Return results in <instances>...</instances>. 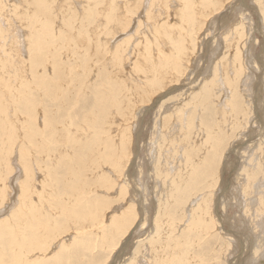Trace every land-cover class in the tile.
Wrapping results in <instances>:
<instances>
[{"label": "rangeland", "instance_id": "rangeland-1", "mask_svg": "<svg viewBox=\"0 0 264 264\" xmlns=\"http://www.w3.org/2000/svg\"><path fill=\"white\" fill-rule=\"evenodd\" d=\"M52 1L53 3L51 4L50 2ZM149 1L150 0H141V5L143 4L142 5L143 8L139 6L137 9V11L139 12H136L135 14L133 13V11L136 9V6L132 7L133 14L126 21L128 22L127 24H129L126 29V32L119 35V33L116 32L118 30H116L115 33L112 31L111 35L113 37L111 35L105 36L102 33H99L97 41L94 39V36H93V40L91 41V43H88L87 36H90V33L94 27L93 25H95L94 24L95 21H93L92 18H84L85 16L84 13L86 9L85 2L83 0L82 1H79V0H49L48 3H50L49 5L51 8V10H49L50 15H51L49 18L51 19L49 20L47 18V21L51 22L50 24L51 26L50 27L44 26L43 29L41 28V33H39L38 35L39 40L37 39V41L39 43H44V45L47 46V50L53 47L58 49L59 50L58 58L60 59V64L61 66L65 65L64 66L65 72L66 74H68L67 75L68 82L63 83L64 85L61 83V85H63L64 87L60 89L62 90V93L65 94L64 96L65 105L61 107L62 105H60L59 103L57 104L58 99L52 102L47 97L42 96V93L40 91L41 88L40 86H38L39 79L38 78L36 79L37 76L35 73V68L31 66L33 57L30 59L31 53H30V50L28 49L29 39H31V37L28 39L30 29L27 28V22L25 21L21 22L18 15L19 14L22 15L23 13L24 17L29 18L28 20H30L32 18V12H33L32 7H28V8L24 6L22 7L19 4L18 6L15 7L17 9V11L15 12L16 9L15 8L12 9L13 8L12 5H15V3L18 4L17 0L16 1L15 0H1V2H4L5 4L2 3L4 6L2 9V16L0 17V32L1 33L3 32V34L0 36L1 37L0 44H5L6 49L10 47V50H11L10 53H12L13 56L14 54H16V56L17 54L18 55L20 54L21 58H20L19 63L22 60H24L23 61L24 66L23 64L21 65L22 67L21 70L23 72L25 80L23 78H19V76L17 77L18 80H15L16 83H14L15 84L14 87H16L18 92L14 93L11 100H15L16 98L14 99V97H18L21 94L22 97L29 98L28 102L30 103L28 105H30L32 109L34 108L39 109V110L37 109L38 115L36 116L37 117L36 130L39 132V134H37L39 140L44 141L43 139H45V135L43 133H47V132L49 133V131L52 132L49 138V142L48 143L46 142L45 145L43 143V147L45 146V148L42 147L44 151L42 153L36 151L37 150L36 146L35 145L33 146L32 144H29V143H26V146L24 145V147H29V150L27 151L28 154L26 151L19 152V144L21 143L22 139L20 140L18 139V141L16 140L14 142L13 148H12L13 151L11 152V155H10V158L12 157L13 158L12 159L9 158V163H11L10 165H12V168L14 171L11 174H9L7 177V185H8L7 190H9L7 196L6 195L4 196L2 192L3 191L2 179L6 173V170L4 166L3 168L1 167L2 165H0V197H1L0 198V244L2 243V247L0 246L1 252L3 251V241L5 238L4 237L5 235L4 232L6 231V229L4 231L5 225H8V229L12 230L11 236L14 235L12 240L15 241V243H17L19 241V237H17V230H16V224H15L17 221L16 219L20 218L21 220L23 218L25 220V216H22V214H20V209H19L20 183L22 179L21 175L23 174V170L20 167L19 163H39V162L41 163L42 162V163H45L43 164L45 165L43 167H47V171H48V168L52 165V163H55V164L66 163V162L76 163V162H79V160H81L82 158H84L81 160V163H84L88 172L86 173V180H85L86 182L81 185L84 189L83 190L84 192L80 198L79 205L84 206L83 212L86 209V211L84 212L85 216L91 217L93 223L89 221L87 223L84 221L85 219H82V221H84L85 224L83 225L84 227L81 230H77L75 226L71 223V221H70V224L69 223L66 224L67 227L65 226L63 228V232H61V235L64 234L63 235L64 237L60 236L59 234H58L59 236H56V235L54 236V239L50 242L51 244L46 246L47 248H49V250L46 248L48 252L45 256L43 255V257L38 261L40 262L39 264H49V262L53 261L56 257L59 258L60 262L59 263L55 262L54 264H66V263L68 264H93V263L94 264H128L130 263L131 260H133L132 258L134 257L136 249L142 250V253L145 254V255L143 254L144 256H142L144 257L142 258L144 261L143 264H152L150 260L154 259V257H159L160 255H162L161 250H160L161 249L160 244H162L163 241L165 242L167 241V236L169 232L171 231V229L168 230V233L167 231H165V233H163L164 231H162L160 233V236L156 237L155 220H156V216H158L157 212H158L159 201L162 200L163 198H166L165 197L166 191L163 190V187L164 185L166 186L170 184L171 178L174 176V173H176L177 167L180 165V162H181L180 159H182V153H183L184 146H185V145H182L181 143L183 134H182V131H180V129L178 128L180 127V125L177 122L176 117L179 116L180 113L177 110L182 108V105H184L186 102L190 100L192 94L197 92L201 88L202 84H204L207 78L211 77L212 70L215 66L214 64L218 63L221 60V58L219 59V57H222L223 54H229L230 56H232V54L234 53V50H233L235 48L234 46L238 44V48H241L245 54L244 63L246 64L245 65L246 72H244V74L242 75L243 80H241L239 84L237 85V93L241 96L244 102L247 101L249 106L250 105L252 106V111L250 113L252 116L249 115V117H251L248 119L249 123L247 122V124L244 127L236 129V130L232 128V124H233L232 118L229 120L227 117L226 123L218 122L220 124V128L223 129L224 132H227L228 135H231V138L228 141L229 146L226 147V150L224 151L222 161L219 166V170H220L219 180H218L217 185L213 188L214 190L212 189L214 195H212V202L208 204V207H209V210L211 211V214L216 224V227L218 229V232L222 233V235L225 237L226 240H228V243L230 245L224 264H264V213H263L264 212V204H263L264 203V172L263 173L258 172V171L256 172L255 170L257 169L258 161L259 163H261V160H262L263 161L262 163L264 164V151L262 150L259 151V144L264 143L263 142L264 140V80H263L264 47H262L264 46V23L262 20V14L261 12H259L260 8L258 5H256L257 3L254 0H243L242 1L243 3L236 2L234 0L233 4L231 0H228V1L224 0L222 2L223 4L222 6L224 8L221 7L223 11L221 8L220 10H217L216 12L212 11L207 16L208 18L205 17L202 19L201 17V19L198 20V22L196 23L195 30L193 31L192 36H190V40L192 39L193 41V45H194L193 52L195 54L191 51V46H190L191 42L189 40V37L186 36V45H187L188 50L191 51V52L188 50L186 51L187 55L188 54L190 55V56L188 55V58L190 57L189 61L193 60L194 55L196 57L197 56L202 57V60L197 62V65L195 68L193 67V69H191L192 68L191 67V68H187L188 70L185 69L184 75L176 79V80H179V79L181 80L176 81L174 79L176 82L174 83V81L172 80L170 81L169 84H168L169 80L161 81V83L164 85L165 88L163 87V85L161 86V84H160L161 88L160 86L157 88H150L146 84V81L144 79L145 76L140 71V68L145 71H146L145 67L150 68V64H144V58L148 59L150 57V59L152 60L154 59V61L157 59V50H155V47L150 43L155 36L152 29L154 30V28H157L159 30L160 29L162 30L161 26H167L170 29L169 32L176 31L174 35H178L179 32H181V29L178 28V19L174 16L176 6L179 3L178 0H169L168 2L169 5L167 7L164 6V2H160V4L156 3L155 8L153 10V15L150 17V18H154V21L157 22V25H156L157 27H153V28L150 25L149 20L147 19V11L149 9V3H150ZM56 2H58L59 4ZM126 2L127 0H118V7L121 8L119 11L120 12L119 14L121 15H125L124 7L126 8ZM55 6L57 8H54ZM100 8L101 6L99 7V9ZM225 10H228V11H225ZM10 11H13V13ZM213 15H219V17L223 16L222 23H220L221 26L219 25V22L215 20L216 22L213 21L211 26L207 27L208 26L207 22L208 20L211 19ZM58 17H59V20H58ZM175 22H177V24ZM240 23H242L244 27H246L244 28L245 38L243 37L242 40H238V35L232 32L233 28L239 25ZM167 24L168 25L175 24V25L174 26L171 25V27H169ZM66 25H68V27H66ZM200 25L203 26V29ZM12 26H14L15 28ZM54 27L55 28L57 27V28L55 29ZM206 27L207 29H204ZM136 29L137 31H135ZM147 32H148V35H146ZM183 35H187V33L183 32ZM231 37H234V39ZM125 39H128L129 42H127V47L124 48L123 54L121 55L123 60H119V64L117 63V65L114 66L112 62H108V59L112 56L109 54L113 52L117 44L122 43ZM229 39L231 40L229 41ZM104 43L106 44L105 46H104ZM14 47L16 48L14 49ZM66 47L68 49H66ZM96 47L98 48L99 52L101 49V53L103 57V60L99 64L101 65L100 69L98 67V64L96 66L94 65L95 63L94 58L92 61L85 60L86 59L85 57L87 58L94 57L95 53H93V51H94V48ZM168 47L163 46V49L168 50L169 49ZM106 51L109 54H107ZM145 51H148V53H150L148 56L146 55V57L144 55ZM153 52L155 53V55ZM71 53H74V56L76 58L75 61L78 64L80 62L79 55L81 54L84 56L81 58L82 62L84 63V68L82 70L81 68L80 69L78 68L79 71L74 69L75 68L74 61L69 60V58H67L69 56L71 57ZM189 61L188 59H186V61L184 60V62L185 63L187 62V63L186 64L183 63V64L186 67H189L191 64V63H188ZM104 66L105 67L107 66L109 68H105ZM119 66L121 68H119ZM41 68L42 67H40L39 71L40 72L43 71L45 79H49L50 82L54 84L56 81L55 80L56 78L52 74L50 67L45 66L42 71H41ZM3 69H4V66H3ZM11 70L13 69H8V71L7 69H5L4 72L5 73L7 72L10 73L14 71L21 72L18 69L13 70V71ZM108 70L110 72H108ZM128 70L130 71V73ZM4 72L2 71L3 77L4 76L8 77L9 74H5ZM82 72H83V76H82ZM221 72L223 73V71ZM221 72H220L221 76H219V83L222 85L224 84L223 83L224 77H223V74H221ZM128 73L131 76V78L130 77L127 78V76H129ZM125 74H127V76ZM229 74L232 76L233 72L230 71ZM27 78H29L30 81ZM97 78H101L102 80L101 79L96 80ZM85 79L87 80L85 81ZM80 80H82V83L78 84ZM69 82H72L71 87H69L70 86ZM100 82L103 85L102 87L100 85ZM108 82L112 83L113 85L115 84V85L114 86L111 84L109 85ZM118 85H119V88H118ZM91 86L92 88H90ZM110 86L114 88H112L111 90L109 89ZM88 87H89V90H88ZM99 87L102 89V91L100 90ZM106 87L108 88V90L104 89ZM220 87L219 89H217L218 95L219 96L221 95L219 99H224L225 97L223 98L224 95L222 94L223 90H222V87L221 88ZM223 87L226 89V86L223 85ZM97 88L101 91V92L99 91L100 94H98V92H95ZM70 89L71 90L73 89L74 91L72 90L73 91L72 92ZM129 89L130 91L133 90L134 92L133 91L130 92ZM142 89L144 90V93ZM155 89H156V92L153 93ZM90 90H91V93H89ZM104 90H106V93ZM113 91H114V94H113ZM108 93H110L109 94L110 96L108 95ZM160 94L162 95L160 96ZM71 96H72V99H71ZM143 96L145 99H147L148 97L151 98L152 99L151 102L148 104L146 100L142 101L141 97ZM257 96H258V99H256ZM112 97H114L113 100H112ZM118 97L121 100H119ZM7 98L9 97L7 96ZM99 98L105 99L103 102H105L104 103L105 107L108 110L107 115L104 114L105 116L104 119L100 117V115L102 116L103 114L101 110L103 104L99 103V101L97 100ZM11 100L10 98L7 100L8 105H7V101H5L7 108H8V112H7L8 118H10L13 121L12 124L16 125V127L18 128V130L16 129L14 131H17L16 133H18L22 137V134L26 133V129H25V126H23L24 124L19 122L20 119L18 120V118L21 117V115L13 114L12 110H13V106L16 105V102L11 104ZM88 101L90 104H87ZM94 101L95 102L97 101V102L95 103ZM128 101H130V104ZM113 102L114 104H111ZM107 104H110L111 106ZM116 104H118V106L121 105L119 106L120 110L118 109V106ZM94 105L95 107H93ZM112 106L114 107L111 108ZM17 107H18V104L16 105V108ZM20 107L22 108V105H20ZM98 107H100V109ZM258 107L260 108L259 111L253 109V108L258 109ZM100 111L101 113H99ZM191 111H192L191 108L189 110L186 109L185 115ZM220 116L221 114L216 115L217 121H220L221 119ZM33 117L34 116L30 117L32 125L34 122ZM56 117H58L59 120L57 118V120L55 121L54 119ZM84 117H87V118H84ZM88 117H90V119ZM99 118H101V120L103 119L102 120L103 122ZM167 118L169 119V122L168 124H164V121ZM39 120L41 123L39 122ZM42 120L44 122H42ZM90 120L94 121L95 123L93 122L94 123L93 124L92 121ZM108 120H110V122H108ZM198 121H199V118H194V123L196 124L195 126L197 127L196 129L193 130V133H191L190 135V137L192 136L191 139L193 138L192 140L193 142L197 144V146L200 145L203 138L205 137V132L202 130V128L199 127L200 123ZM51 122L52 124H50L49 126V123ZM96 122L98 123L97 126H96ZM42 123H44L43 128H42ZM83 123H86V124L84 125ZM80 126H82V128H80ZM86 126L87 128H85ZM98 126L99 128H96ZM234 128H235V125H234ZM120 129L121 130L123 129L122 131L123 133L120 132L121 131ZM168 129L170 130L169 134H168V131H169ZM101 133L103 134L101 135ZM125 133L126 135L129 134V136L127 135L129 138L126 139L127 136L125 135ZM90 135H91V138H90ZM96 138H98L99 140ZM119 139H121L122 141L126 139L125 140L126 142L130 140L129 141L130 143L128 142L127 144L128 146L127 148L129 152L128 155H122L121 150H118L122 144L121 140ZM0 140L1 141L4 140V136L1 132H0ZM1 141H0V146L3 145ZM159 143H161L162 148H159ZM102 146H104V148H101ZM5 147L6 145L4 146V148ZM86 147H88L91 150L88 151ZM2 148L0 147V152H2L0 154H2L3 156L4 153H3ZM63 148L64 149L66 148V149L64 150ZM35 151L38 153H36ZM74 153H75V157H74ZM93 154H94V157H93ZM227 155H228V158H225V156ZM25 156H26V159H25ZM107 156L108 157L111 156L110 159L112 161L114 160L119 161V163L118 164L116 163V164L117 166H120L119 167V170L121 169L120 173H118V171L116 170L114 171V169L110 166V163L112 162L111 160H109L108 162ZM91 157L95 158L96 161L93 162V158ZM38 159L40 160L39 162H38ZM157 160H160V163H161L160 166L162 165V169L164 171H167V173L163 171L162 176L160 177L158 176L159 178L156 177L154 174V171H155L154 168H155ZM85 163H87L88 165ZM248 166H250L254 170V173L251 172V175H252L250 176L251 178L249 177V179H252V181L249 183L246 181L247 180L246 175L247 173L248 175H250V171L249 170L244 171L245 170L244 168H248ZM95 174H98V175H95ZM42 178H43V175L41 172L34 173V180H36L34 182H36L35 184H37L36 185L37 188L41 186ZM259 181L260 183L261 182L262 183L259 184ZM99 185H101V187ZM124 187H126V194L122 196L123 195L122 189ZM245 187L248 189V196L244 192L246 190ZM242 188H245V189L243 190ZM38 191H41V190L38 189ZM103 191H106V192H103ZM90 192H92L91 193L92 195L90 194ZM98 192H100L101 194L100 193L98 194ZM119 193H121L122 195L120 196ZM5 194H7V192ZM108 195H110L109 198H107ZM261 195L263 197H261ZM37 196H38L37 193L35 194L32 193V195L30 194V197H31L30 200L32 203L31 206L33 208V213L36 215V218L38 217V214L44 215L43 209H41L40 204L37 203ZM199 196L197 198L195 197V199L197 200ZM196 202L197 201L193 199V202L187 204L188 207L187 208L185 207L186 216L189 213L190 206L192 204L193 205L196 204ZM134 203L137 204V208L140 210L139 212L140 216H137L136 222L131 227H129V229L126 231V233L123 236L121 233L118 236H116L115 240L117 241V244L115 247L111 248L110 247L111 238H110L109 232L113 229V226L115 227L116 224H118L117 222L120 220V217L123 216L122 214L126 212V209H129V207L133 205ZM43 205L47 206L46 204H43ZM43 205L42 207H44ZM104 207L106 208V210L104 209ZM260 207L262 208V211L259 213L258 211ZM94 208H96L95 209L96 212L98 211L99 213L97 212V214H95L96 212L95 210H93ZM93 214H94V217H93ZM57 217H55V215L54 216L50 215V217L48 218L49 222H52L55 219L58 220L59 217L58 218ZM187 218L179 223V226H180L179 232L182 231L183 229L182 223L184 224L187 221ZM164 219H165L164 217L159 218V223L164 225L166 223V219L165 220ZM12 224L15 228L12 226ZM92 224L94 226H92ZM71 228H74V229H71ZM69 230L71 231V233ZM173 235L178 236L179 234L176 232V234L173 233ZM104 236H106L108 239ZM152 238H153L152 240L153 247L148 252L144 248L143 243L146 247L148 245L147 247V250H148L149 244H150L149 241ZM59 245H62V246L60 247ZM66 245H68V247L70 248H68ZM103 246L105 247V249ZM64 248H67V249H64ZM214 248L216 250L217 245L216 247L214 246ZM101 250L104 251L105 253L102 252ZM1 252H0V259L2 260L3 253ZM213 262L211 263L213 264ZM189 263L193 264L194 261L191 260ZM211 263H204V264H211Z\"/></svg>", "mask_w": 264, "mask_h": 264}, {"label": "bare ground", "instance_id": "bare-ground-1", "mask_svg": "<svg viewBox=\"0 0 264 264\" xmlns=\"http://www.w3.org/2000/svg\"><path fill=\"white\" fill-rule=\"evenodd\" d=\"M79 1H82V0H79ZM83 1L85 2V5H86L84 18H92V20L95 21V23H94L95 25H93L94 27L92 26L93 29H92V31L90 33V36H87V39H88L87 42L88 43H91V41L93 40V36H94V39L97 41L99 33H102L105 36H110L112 31L115 33V31L118 30L116 32L119 33V35L123 34L124 32H126V29H127L128 25H129V24H127L128 22H126V21L131 17V15L133 13L135 14L136 12H139V11H137L139 6H141V8H143V6H142L143 4L141 5V0H127L126 8L124 7L125 15H121V14H119L120 13L119 11H120L121 8L118 7V0H83ZM223 1L224 0H178L179 3L176 6L174 16L178 19V28L181 29V32H179L178 35H174V33H176V31L169 32L170 29L167 26H161L162 30L161 29L159 30L157 28H154V30L152 29V31L154 32L155 36H154L153 40L150 43L155 47V50H157V59L154 61V59L152 60V59H150V57L149 58L147 57L148 59L144 58V64H150V68L149 67H145L144 65L143 66L146 68V71L140 68V71L145 76L144 79L146 81V84L150 88H157V87L160 86V84L162 86L163 84L161 83V81L169 80L168 81V84H169L170 81H172V80L174 81V83L176 81L181 80V79H179V80H176V79H178V78H180V76L184 75L185 69L191 68V67H192L191 69H193V67L195 68L196 65H197V62L202 60V57H200V56L196 57L194 55L193 60L189 61L190 57L188 58L189 54L187 55V52H186L188 50L187 45H186V36H188L189 40H190V36H192V33L195 30L196 23L198 22V20L201 19V17L203 19V18L207 17L210 14V12H212V11L216 12L217 10H220L221 7L224 8L222 6L223 5L222 4ZM235 1L243 3L242 2L243 0H235ZM254 1L257 3L256 5H258L259 8H260L259 12H261V14H262V20H263V23H264V0H254ZM12 2H14V1H12ZM17 2H18V4L15 3V5H12L13 6L12 9H14L19 4L22 7L23 6L27 7V8L28 7H32V9H33V10L31 9L33 12H32V18L30 20H28L29 18L24 17L23 13H22V15L19 14L18 17L21 20V22H24V21L27 22V28L30 29V32H29V35H28V39L30 37H31V39H29L28 49L30 50V53H31L30 54L31 55L30 59L33 57L32 64L31 63L30 64H31V66L33 68H35V73H36V76H37L36 79L37 78L39 79L38 80V86H40V88H41L40 91L42 93V96L43 97H47L52 102H54V100L56 101L58 99L57 104L59 103L60 105H62L61 107H63L65 105L64 104L65 103V101H64L65 94L62 93L61 89H62V87H64L63 83H67L68 82V78H67L68 74H66V72H65V67H64L65 65L61 66V64H60V59L58 58V53H59L58 49L53 47V48H49L47 50V46H45L44 43H39L37 41V39L39 40V36L38 35H39V33H41V28L43 29L44 26H47V27L51 26L50 25L51 22L47 21V18L49 20L51 19V18H49L51 16L50 12H49V10H51L49 4L50 3L52 4L53 1L48 3L49 0H17ZM149 2L150 3H149V9L147 11V19L149 20L150 25L153 28V27H157L156 26L157 22L154 21V18H150V17L153 15V10L155 8L156 3L160 4V2H164V6L167 7L169 5L168 4L169 0H150ZM231 2L233 4L234 0L233 1L231 0ZM236 2H235V4H236ZM2 3H4V2H1V0H0V17L2 16V9H3V6H4ZM56 3H58V2H56ZM52 6H54V5H52ZM100 6H101V8L99 9ZM133 6H136V9L132 13V7ZM54 8H57V7L55 6ZM16 11H17V9L15 10V12ZM222 11H223V9H222ZM225 11H228V10H225ZM231 11H232V9H231ZM10 12L13 13V11H10ZM23 12H24V10H23ZM30 17H31V15H30ZM222 17H219V15H213L211 17V19L208 20V22H207L208 26H207V24H206V26L207 27L211 26L212 22L215 21V20L217 22H219V25H220V23H222ZM95 18H96V20H95ZM58 20H59V17H58ZM226 22H227V20H226ZM175 23L177 24V22H175ZM136 25H137V23H136ZM171 25L174 26L175 24H171ZM171 25L169 24L168 26L171 27ZM140 26H141V24H140ZM9 27H10V25H9ZM12 27H14V26H12ZM66 27H68V25H66ZM201 27L203 29V26H201ZM207 27L204 28V29H207ZM244 28H246V27H244V25L242 23H240L239 25H237V26H235L233 28L232 32H234L235 34L238 35V40H242L243 37L245 38ZM172 30H173V28H172ZM135 31H137V29ZM183 32H186L187 35H183ZM2 34H3V32L2 33L0 32V36ZM144 34H145V32H144ZM146 35H148V32L146 33ZM231 38L234 39V37H231ZM187 40H188V38H187ZM230 40L231 39H229V41ZM127 42H129V40L125 39L122 43L117 44L115 49L113 50V52L111 54H109L106 51L107 54L112 55L108 59V62H112V64L115 66V65H117V63L119 64V60H123L121 55L123 54L124 48L127 47ZM190 42H191V45H190L191 46V51L193 52L194 51V45H193L192 39L190 40ZM105 45L106 44L104 43V46ZM163 46H167V47L169 46L168 48L170 50L169 49L168 50H166V49L164 50ZM234 47H235L233 49L234 53L232 54V56H230L229 54H223L222 57H219V59L221 58V60L218 63L214 64L215 66H214V68L212 70L211 77L209 76L210 78H207L205 80V82H204V84H202L201 88L197 92L192 94L190 100L188 102H186L184 105H182V108L177 110V111H179L180 115L176 117V120H177V122L180 125V127H178V128L180 129V131H182V134H183L182 135V139H181V143H182V145H185V146H184V150H183V153H182V159H180V161H181L180 165L177 167L176 173H174V176L171 178L170 184L166 185V186L163 184L164 187H165V188L163 187V190L166 191V193L164 192L166 194L165 195L166 198H163L162 200L159 201L158 212H157L158 216H156V220H155V234H156V237H159L160 233L162 231H164L163 233H165V231H167V233H168L169 229H171V231L169 232V234L167 236V241L166 242L163 241L162 244H160L161 245V249L160 250H161L162 255L159 254L160 255L159 257H154V259L150 260L152 262V264H190L189 262L191 260L194 261L193 264L211 263L213 261H214L213 264H224V262H225L226 255H227V253L229 251L230 245L228 243V240L225 239V237L222 235V233L218 232V229H217L216 224H215V222L213 220L211 211L209 210V207H208V204H210V202H212V195H214L212 189L217 185L218 180H219V172H220L219 166H220V163L222 161V157H223L224 151L226 150V147L229 146L228 145V143H229L228 141L231 138V135H228L227 132H224L223 129L220 128V124L218 122L226 123L227 122L226 121L227 117H228L229 120L232 118L233 119L232 128L234 130H236V129L244 127L247 124V122L249 123L248 119L251 118V117H249V115H251L250 113L252 111V106L251 105L249 106L247 101L244 102L242 100L241 96L237 93V85L239 84V82L241 80H243L242 79V77H243L242 75L244 74V72H246V67H245L246 64L244 63L245 54L242 51V49L238 48V44H236V46H234ZM262 47H264V46H262ZM8 48L6 49L5 44H0V72H1V74H0V132L4 136V140L3 141L0 140V141L3 143L4 146L6 145L5 148H4L3 145L0 146L1 148L2 147L4 148V149L2 148L3 153H4L3 156H2V154H0V165H2L1 167L4 166L5 170H6V173H5V175H4L3 179H2V189H3L2 192H3L4 196L5 195L7 196L8 195V191H9V190H7V186H8L7 185V177H8L9 174H11L14 171L13 168H12V165H10L11 163H9V158H10L11 152L13 151L12 148H13L14 142L16 140L18 141V139L19 140L22 139L21 143L19 144V152H24V151L27 152L29 150V147H24V145L26 146V143H29V144H32L33 146L35 145L36 149H37L36 151L42 153V152H44L43 149H42L43 143L45 145L46 142L47 143L49 142V138H50V135L52 133L51 131H49V133L48 132L47 133H43L45 135V139H47V140H45V139H43L44 141L39 140L38 136H37V134H39V132L36 130V125H37L36 124V120H37L36 116L38 115L37 112H38L39 109L38 108H34V107H33L34 109H32V107H30V105H28L30 103V102H28L29 98H24V97H22L21 94L19 95L20 97L19 96L18 97H14V99L15 98L16 99L15 100H11L13 95H14V93L18 92L16 87H14L15 86L14 83H16L15 80H18V78H17L18 76H19V78H23L24 79V75H23V72L21 70V68H22L21 65L23 64V66H24V62H23L24 60H22L19 63L21 55L17 54V56H16V54H14V56H13V54L10 53L11 52L10 47H8ZM15 48L16 47H14V49ZM66 49H68V48L66 47ZM231 49H232V47H231ZM188 51H190V50H188ZM12 52H13V50H12ZM16 52H18V51H16ZM93 53H95L94 57H91V58L90 57H88V58L85 57L86 58L85 60H91L92 61L93 58H94V62H95L94 65L96 66L98 64V67L100 69L101 65H99V64L103 60L101 49H100V52H99L98 48L96 47V48H94ZM149 54L150 53H148V51H145L144 55L146 57V55L148 56ZM154 55H155V53H154ZM71 57L69 56L67 58H69V60H73L74 61V67H75L74 69L79 71L78 68L79 69L81 68V70H82L84 68V63L82 62L81 58L84 57V56L81 55V54L79 55V57H80L79 64L75 61L76 58L74 56V53H71ZM185 58L188 59V61H189L188 63H191L189 67H186L183 64V63H185L184 60L186 61ZM126 63H128V62H126ZM2 65L4 66V69H3ZM45 66L46 67L49 66L50 70L52 71V74L55 76V78H56L55 80L56 81H55L54 84H52L49 79H45V76H44L43 71H42ZM40 67H42L41 68L42 72L39 71ZM98 67H97V69H98ZM105 68H109V67L106 66ZM119 68H121V67L119 66ZM122 68H124V67H122ZM5 69H7V71H8V69H13V70L18 69L22 73L18 72V71L5 73L4 72ZM99 69H98V71H99ZM220 69H221V71H223V73L220 71ZM13 70H11V71H13ZM109 70H108V72H110ZM249 70H250V68H249ZM2 71L5 74H9L8 77L7 76L3 77ZM131 71H132V69H131ZM230 71L233 72L232 76L229 74ZM220 72H221V74H223V77H224V82H223L224 84H222V85L219 83V76H221ZM117 73H118V71H117ZM129 73H130V71H129ZM129 73H128V75H129ZM186 73H187V71H186ZM125 75L127 76V74H125ZM82 76H83V72H82ZM128 77L131 78L130 75L127 76V78ZM25 78H26V76H25ZM47 78H49V77H47ZM27 79L29 80V78H27ZM50 79H51V77H50ZM98 79H101V78H97L96 80H98ZM82 80H80L78 82V84H81ZM86 80L87 79H85V81ZM101 80H99V81H101ZM263 80H264V70H263ZM89 81H91V80H89ZM134 81H136V80H134ZM61 83L63 85H61ZM69 83H70L69 87H71V83L72 82H69ZM106 83H107V81H106ZM126 83H124V84H126ZM27 84H28V82H27ZM110 84L113 85L112 83H109V85ZM135 84H136V82H135ZM100 85H101V87L103 86L101 84V82H100ZM122 85H123V83H122ZM220 85H221L222 90H223L222 94L224 95L223 98L225 97L224 99H219V97L221 95L220 96L218 95V90L217 89H219ZM223 85L226 86V89L223 87ZM92 86L90 88H92ZM161 86H160V88H161ZM163 87H164V85H163ZM86 88H87V86H86ZM112 88H114V87H111V86L109 87V89H111V90H112ZM118 88H119V85H118ZM172 88H173V86H172ZM75 89H77V88H75ZM104 89L108 90L107 87L104 88ZM130 89H132V88H130ZM130 89H129V91H130ZM88 90H89V87H88ZM100 90L102 91L101 88H100ZM100 90L97 88L95 90V92H98V94H100V92H101ZM158 90H159V88H158ZM168 90H170V89H168ZM23 91H24V89H23ZM63 91H65V90H63ZM76 91H75V93H76ZM104 91L106 93V90H104ZM132 91L133 90H131L130 92H132ZM151 91H152V89H151ZM166 91H167V89H166ZM154 92H156V89L153 91V93ZM89 93H91V90H90ZM143 93H144V90H143ZM109 94L110 93H108V95ZM113 94H114V91H113ZM70 95H72V94H70ZM75 95H77V94H75ZM161 95L162 94H160V96ZM7 96L10 98L11 104L15 103V102H16V105L18 104L17 108H16V105L13 106V110L12 111H13L14 115H21V117H22V118L21 117L18 118V120L20 119L19 122L24 124L23 126H25V129H26V133H23L22 137L18 133H16L17 131H14L16 129L18 130V128L16 127V125L12 124L13 121L10 118H8V113H7L8 112V108H7L8 101L7 100L9 98H7ZM72 96H74V95H72ZM72 96H71V99H72ZM101 98H99L97 100L99 101L100 104H103L102 105V109H101L103 114H102V116L100 115V117H102L104 119V117H105L104 114L107 115L108 110L105 107V104H104L105 102H103L105 99L104 98L101 99ZM113 99H114V97H112V100ZM118 99H119V97H118ZM132 99H134V98H132ZM256 99H258V96L256 97ZM119 100H121V99H119ZM141 100L142 101L146 100V102H148V104H149L152 99L149 98V97L147 99H145L144 96H143V97H141ZM5 101H7V105H6ZM89 101H88L87 104H90ZM72 102H73V100H72ZM128 102L130 104V101H128ZM111 104H114V102L111 103ZM148 104H147V106H148ZM20 105H22V108L20 107ZM107 105H110V104H107ZM116 105L118 106V104H116ZM119 106H121V105H119ZM119 106H118V109H119ZM40 107H41V105H40ZM93 107H95V105ZM113 107L114 106H112L111 108H113ZM98 108L100 109V107H98ZM190 108L192 109V111L188 112L186 114L187 115L186 116L185 115L186 109L189 110ZM41 109H42V107H41ZM253 109L259 111L260 108L258 107V109L257 108H253ZM85 110H86V108H85ZM175 110H176V108H175ZM99 113H101V111ZM141 113H143V112H141ZM217 114L218 115L221 114L220 121H217V118H216ZM32 116H34L33 117V121H34L33 125L31 123V119H30V117H32ZM92 116H94V115H92ZM57 118L58 117H56L54 120L56 121ZM82 118H83V116H82ZM84 118H87V117H84ZM88 118L90 119V117H88ZM121 118H120V120H121ZM168 118H170V117H168ZM168 118L164 121V124H168V122H169ZM194 118H199V121H198L200 123L199 127L202 128V130L205 132V137L203 138V140L200 143V145L198 144L199 146H197V144L195 142H193V140H192L193 138L191 139L192 136L190 137L191 133H193V130L196 129V127H197V126H195L196 124L194 123ZM61 119H62V117H61ZM99 119L101 120V118H99ZM58 120H59V118H58ZM92 120H90V121H92ZM90 121H89V123H90ZM124 121H125V119H124ZM39 122H40V120H39ZM42 122H44V121L42 120ZM93 122L94 121H92V123ZM97 122H98V120H97ZM97 122H96V126L98 124ZM108 122H110V120H108ZM43 124L44 123H42V128L44 127ZM50 124H52V122L49 123V126H50ZM83 124L85 125L86 123H83ZM234 125H235V128H234ZM82 126H80V128H82ZM87 126L85 128H87ZM103 126H105V125H103ZM89 128H91V127H89ZM96 128H99V126L96 127ZM173 128H175V127H173ZM37 129H38V127H37ZM122 131H123V129L120 132H122ZM34 132H35V134H34ZM91 132H92V130H91ZM169 133H170V130L168 131V134ZM102 134L103 133H101V135ZM125 135H126V133H125ZM127 135L129 136V134H127ZM128 136L126 137V139L129 138ZM166 136H168V135H166ZM90 138H91V135H90ZM123 138H125V137H123ZM96 139H98V138H96ZM121 139H119V140H121ZM126 139H124L123 141L121 140L122 144H121V147L118 149V150H121L122 155H128L129 154L128 148H127L128 147L127 144H128V142L130 140H128V142H126L125 141ZM35 142H36V144H35ZM58 142H59V140H58ZM169 142H171V141H169ZM263 142H264V140H263ZM263 144L262 143L259 144V151L260 150L264 151L263 150V148H264ZM87 145H88V143H87ZM27 146H29V145H27ZM83 146H84V144H83ZM104 146H102L101 148H104ZM43 148H45V146ZM86 148L88 149V151L91 150L88 147H86ZM107 148H108V146H107ZM159 148H162L161 147V143H159ZM92 151H93V149H92ZM30 152H31V150H30ZM38 152H36V153H38ZM0 153H2V152H0ZM13 154H14V152H13ZM27 154H28V152H27ZM155 155H156V153H155ZM26 156H25V159H26ZM74 157H75V153H74ZM93 157H94V154H93ZM93 157H91V158H93ZM103 157H105V156H103ZM110 157H108V162H109V160H111ZM12 158H10V159H12ZM125 158H127V157H125ZM225 158H228V155L225 156ZM39 159H38V162L40 161ZM82 159H84V158H82ZM31 160H33V159H31ZM49 160H50V158H49ZM81 160H79V162H76V163H67V162L66 163H57V164L52 163L51 166L48 165V166H50L48 168V171H47V167H43V166H45V165H43L45 163H42V162L41 163L39 162L40 164L39 163H19L20 167L23 170V174L21 175L22 179H21V183H20V192H19V194H20L19 209H20V214H22V216H25V220L23 218L21 220H20V218L16 219L17 221H16L15 224H16V230H17V237H19V241L17 243H15V241L12 240L13 236H14V235L11 236L12 230L11 229L9 230L8 229V225H5L4 231H5V229H6V231L4 232V234H5L4 237L5 238H4V241H3V251L2 252L0 251L1 253H3V256H2V260L0 259V264H39L40 262H38V261L43 257V255L45 256L47 254V252H48L47 249L49 250V248H47L46 246L51 244L50 242L54 239V236L55 235L56 236H59V235L63 236L64 235V234L61 235V232H63V228L65 226L67 227L66 224H68V223L70 224V221H71V223L75 226V228L77 230H81L84 227L83 226L85 224L84 221L87 222V223H88V221L93 223L91 217H86L85 216L84 212L86 211V209L83 212L84 206H80L79 205L80 198H81V196H82V194L84 192L83 191L84 189H83V187L81 185L86 182L85 181L86 180V173L88 172L87 168L84 165V163H81ZM68 161H70V160H68ZM95 161H96L95 158H93V162H95ZM104 162H106V161H104ZM111 162L112 163H110V166L114 169V171L116 170V171H118V173H120V170H121V169L119 170L120 166H117L119 161H116V160L112 161L111 160ZM126 162H128V161H126ZM262 162H263L262 160H261V163H259V161H258L257 169H255L256 172L257 171L258 172H262V173L264 172V164ZM85 164H87V163H85ZM160 164H161L160 160H157L155 168H154V170H155L154 174H155L156 177L162 176L163 171H164L162 169V165L160 166ZM253 164H255V163H253ZM166 168H167V166H166ZM244 169H245L244 171H248V170L250 171V175H248V173L246 175V178H247L246 181L249 183V182L252 181V179H249V177L252 176L251 172L254 173V170L250 166H248V168H244ZM36 172H41L42 175H43V178H42V181H41L42 183H41V186L39 188H37V186H36L37 184H35L36 182H34V181H36V180H34V173H36ZM96 172H98V171H96ZM164 172L167 173V171H164ZM221 172H222V170H221ZM242 172H243V170H242ZM100 174H102V173H100ZM95 175H98V174H95ZM171 176H172V174H171ZM103 178H104V176H103ZM255 178H256V176H255ZM114 183H115V181H114ZM261 183L259 181V184H261ZM105 185H107V184H105ZM99 186L101 187V185H99ZM258 186H260V185H258ZM245 188H242V189L244 190ZM38 189L41 190V191H38ZM243 190H242V192H243ZM6 192H7V194H5ZM103 192H106V191H103ZM244 192L248 196V189L247 188H246V190ZM32 193H34V194L37 193V195H38L37 196V203L40 204L41 209H43V211H44V215L38 214V217H40L42 219H40L38 217L36 218V215L33 213V208L31 206L32 203H31V200H30V198H31L30 194L32 195ZM91 193L92 192H90V194ZM94 193H96V192H94ZM99 193L100 192H98V194ZM119 194H120V196L122 194H123L122 196H124V194H126V187H124L122 189V194L121 193H119ZM109 196L110 195H108L107 198H109ZM198 196H199V198L196 200L195 197L197 198ZM261 197H263V196L261 195ZM193 199L195 201H197V202H196V204H194V205L192 204L190 206L189 213L186 216L185 207L187 208L188 207L187 204L193 202ZM43 204H46L47 206H44ZM42 205L44 207H42ZM100 206H102V205H100ZM35 208H36V206H35ZM100 208H102V207H100ZM95 209L96 208H94L93 210H95ZM104 209L106 210L105 207H104ZM35 211H36V209H35ZM159 211L160 212L162 211V212L160 213ZM261 211H262V208L260 207L258 212L260 213ZM17 212H18V210H17ZM95 212H96V210H95ZM97 212L95 214H97ZM139 212H140V210L137 208V204L134 203L133 205H131L129 207V209H126V212L124 214H122L123 216L120 217V220L117 222L118 224H116L115 227L113 226V229L109 232L110 238H111V239L109 238L111 240L110 241L111 242V246H110L111 248L115 247L116 244H117V241L115 240L116 236H118L120 233L123 236L126 233V231L129 229V227H131L136 222L137 216H140ZM17 215H18V213H17ZM50 215H53V216L55 215V217L58 216L59 219L58 220L55 219L54 221L49 222L48 218L50 217ZM103 216H104V214H103ZM93 217H94V214H93ZM161 217H164L166 219V223L164 225L159 223V218H161ZM185 217L186 218L188 217L187 221L184 224L182 223L183 229H182L181 232H179V229H180L179 223L181 221H183L184 219H186ZM82 219H85V220L82 221ZM102 225H103V223H102ZM12 226H13V224H12ZM92 226H94V225L92 224ZM71 229H74V228H71ZM176 232L179 234L178 236L173 235V233L176 234ZM70 233H71V231H70ZM47 235L49 236V238H48ZM104 237H106V236H104ZM16 238H15V240H16ZM101 238H102V236H101ZM163 239H165V238H163ZM152 240H153V238L150 239V241H149V243H150L149 244V248L150 249L148 248V250H147L148 245L146 247L144 245V243H143L144 248L148 252L153 247ZM64 242H65V240H64ZM68 244H69V242H68ZM216 245H217V248L215 250L214 246L216 247ZM0 246L2 247V243L0 244ZM13 246H14V248H13ZM59 246L61 247L62 245H59ZM66 246L68 247V245H66ZM74 246H76V245H74ZM68 248H70V247H68ZM64 249H67V248H64ZM104 249H105V247H104ZM102 252H104V251H102ZM143 252H144V250H143ZM50 253H52V252H50ZM61 253H63V252H61ZM143 254L144 253H142V250H140V249L137 250L136 249L134 257L132 258L133 260H131L130 263H128V264H131V263L132 264H141V263L143 264L144 261H143L142 258H144V257H142V256L145 255V254L144 255ZM84 255H86V254H84ZM100 256H102V255H100ZM48 258H49V256H48ZM55 262H57V263L60 262L58 257H56L53 261H50L49 264H54ZM91 263H92V261H91ZM66 264H68V263H66Z\"/></svg>", "mask_w": 264, "mask_h": 264}]
</instances>
